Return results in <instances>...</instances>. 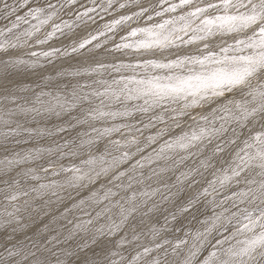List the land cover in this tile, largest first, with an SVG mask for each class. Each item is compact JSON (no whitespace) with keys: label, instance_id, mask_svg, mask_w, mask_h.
Segmentation results:
<instances>
[{"label":"snow or ice","instance_id":"snow-or-ice-1","mask_svg":"<svg viewBox=\"0 0 264 264\" xmlns=\"http://www.w3.org/2000/svg\"><path fill=\"white\" fill-rule=\"evenodd\" d=\"M0 264H264V0H0Z\"/></svg>","mask_w":264,"mask_h":264}]
</instances>
